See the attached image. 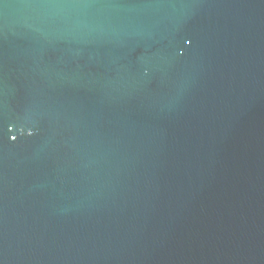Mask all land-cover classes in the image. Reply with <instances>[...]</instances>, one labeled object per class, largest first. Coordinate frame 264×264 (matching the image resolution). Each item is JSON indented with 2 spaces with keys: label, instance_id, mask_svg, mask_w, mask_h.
Wrapping results in <instances>:
<instances>
[{
  "label": "water",
  "instance_id": "1",
  "mask_svg": "<svg viewBox=\"0 0 264 264\" xmlns=\"http://www.w3.org/2000/svg\"><path fill=\"white\" fill-rule=\"evenodd\" d=\"M0 264H264V0H0Z\"/></svg>",
  "mask_w": 264,
  "mask_h": 264
}]
</instances>
